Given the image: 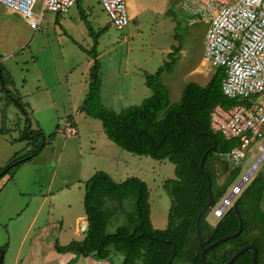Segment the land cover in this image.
I'll list each match as a JSON object with an SVG mask.
<instances>
[{
	"label": "rangeland",
	"instance_id": "374dc122",
	"mask_svg": "<svg viewBox=\"0 0 264 264\" xmlns=\"http://www.w3.org/2000/svg\"><path fill=\"white\" fill-rule=\"evenodd\" d=\"M125 1L130 22L122 30L109 24L106 14L94 0H82L78 6L72 7L60 18L62 25L53 23L57 19L55 14L45 13L35 32L17 15L9 20L12 28H0L1 64L5 74L12 80L9 90L19 98L28 113L31 130L43 132L46 138L55 134L38 156L19 164L12 174L0 178V247L4 248L5 256L12 257L16 253L22 232L49 193L54 199L45 201L37 223L50 220L59 226L58 221L64 220L68 237H72L75 218L84 214V183L94 171H111L118 162L121 163L118 157L124 159L120 155L126 152L106 138L99 121L85 115H75L71 111V103L76 101L72 98L69 100L67 96V79L76 87L80 86L83 79L88 82L84 70L92 49L100 56L98 59L105 87L116 93L124 88L120 79V84L117 83L115 72L119 71L126 78V73H134L133 68L136 66L154 74L158 68L167 65L160 74V80L168 90L171 103L179 101L183 87L188 82L204 86L215 72V68L204 62L202 56L207 25L201 22L190 25L191 16L181 9L174 8L172 14H162L158 8L164 0ZM40 9L41 0L35 5L34 12L38 13ZM82 15L86 17L89 27L81 19ZM103 29L104 32L100 34ZM97 35L96 41L94 37ZM137 49L142 52L140 56L136 53ZM132 61L140 65L130 63L126 68L127 63ZM167 63H172V67L169 68ZM69 67H74L71 76ZM138 74L142 76L144 73ZM136 80L140 81L139 78ZM43 84L51 90H44ZM81 97L84 99V95ZM112 110L119 113L122 108L115 106ZM73 116L78 123L77 135L65 137L62 129ZM25 120L26 117L0 90V131L3 130L0 133V168L6 167L15 153V159H21L35 151L37 146L34 144H42L37 141H15L25 128ZM262 142H254L246 158L239 164L226 157L221 158L224 165L220 163L217 167L218 184H222L228 175L223 166L229 170L240 167V175L235 181L237 183L260 157L261 152L257 151V147ZM58 154L61 155L57 161ZM152 162L145 169V174L151 177L150 209L155 215L159 211L167 215L170 199L161 181L173 177V165L169 162ZM255 177L264 180V158L251 180ZM63 178L69 185L67 190L63 188ZM153 179H156L155 183H152L155 181ZM62 192L71 193L68 198H63ZM111 206L109 202L108 207ZM261 209L264 212V197ZM132 212L133 200L128 198L109 219L106 233H114L125 224ZM209 221L215 225L212 216H209ZM112 256L110 261L119 264L118 256L115 255L113 259ZM4 262H7L6 257L3 258Z\"/></svg>",
	"mask_w": 264,
	"mask_h": 264
},
{
	"label": "trees",
	"instance_id": "16d2710c",
	"mask_svg": "<svg viewBox=\"0 0 264 264\" xmlns=\"http://www.w3.org/2000/svg\"><path fill=\"white\" fill-rule=\"evenodd\" d=\"M80 1L82 0H77L76 4ZM104 30L99 33L102 34ZM98 35L94 37L96 41L100 36ZM92 58L88 92L80 110L87 117L99 121L106 138L118 148L135 156L168 161L174 166L175 178L166 180L163 184L170 199L167 227L156 230L152 226L146 183L135 177L116 183L107 173L97 171L84 184L83 209L87 221L84 239L66 246L55 243L56 252L92 257L100 261H109L115 253L121 257V264H202L195 220L208 202V183L199 169L200 159L208 150L203 170L211 179L215 203L220 201L241 172L240 167L229 170L223 166L228 175L222 184H218L217 167L220 163L224 165L220 159L231 152L237 141L226 140L221 134L213 133L209 114L216 105L227 109L240 104L238 99H229L221 91L223 69L217 68L204 86L188 82L179 101L171 103L168 90L160 80V74L167 66L164 64L154 74H144L145 85L151 91V96L140 105L127 107L116 113L101 104V65L94 53ZM167 64L169 68L172 67V63ZM11 83L12 80L5 74L0 61V90L26 117L20 139L42 144H34L37 147L31 154L22 159H13L6 167L0 168V178L12 174L19 164L37 156L46 142L50 143L55 135L53 133L46 138L43 132L31 130L27 112L19 98L13 96L8 88ZM263 197L264 180L255 177L233 205L242 219L241 233L208 250L205 253L208 264L226 263L247 244L256 247L257 264H264ZM128 198L133 200V212L127 217L125 224L114 233L107 234L105 228L109 219L118 208H122L123 201ZM109 202L111 207H108ZM233 207L215 225L209 222L210 208L203 214L199 229L204 247L237 231L239 220ZM4 254V248L0 247V264H3ZM251 256V251H247L232 264H251Z\"/></svg>",
	"mask_w": 264,
	"mask_h": 264
},
{
	"label": "built area",
	"instance_id": "2783aa9c",
	"mask_svg": "<svg viewBox=\"0 0 264 264\" xmlns=\"http://www.w3.org/2000/svg\"><path fill=\"white\" fill-rule=\"evenodd\" d=\"M38 1L0 0V4L19 14L32 31H37L44 13L65 15L77 0H41L40 12L35 13ZM95 1L115 29L122 30L128 26L130 20L125 0ZM171 1L191 16L190 25L200 22L207 25L203 59L212 67L223 69V95L240 101V104L227 109L216 105L209 114L213 133L221 134L226 140L237 141L226 158L239 164L254 142L263 141L257 147L261 152L257 161L227 189L219 202L210 207L209 216L216 222L233 207L264 158V0ZM62 132L65 137L76 134L69 124Z\"/></svg>",
	"mask_w": 264,
	"mask_h": 264
},
{
	"label": "crops",
	"instance_id": "0c3cea01",
	"mask_svg": "<svg viewBox=\"0 0 264 264\" xmlns=\"http://www.w3.org/2000/svg\"><path fill=\"white\" fill-rule=\"evenodd\" d=\"M75 5L78 6V4H75ZM174 8L179 9V7L177 6V3H175L171 0H164L161 4L160 8H158V10H160V12L162 14H172L174 11ZM13 15H17L21 19H23L19 14L9 11L7 8H5L4 6H2L0 4V28H2V29L3 28L4 29L12 28L11 24L9 23V20L12 18ZM55 15H56L57 19L53 23H55V24L58 23L59 25H62L63 21L60 18L63 15H60V14H55ZM135 16H136V14H135ZM44 17H45V13L42 17V20ZM82 17H84L83 20L85 22L86 17L83 15H82ZM82 17H81V19H82ZM59 19H60V21H59ZM42 20H41V22H42ZM87 25L88 24L86 23V26ZM134 49H136V48H134ZM141 50H143V49L141 48ZM141 50L137 49V52L135 51L138 54V56H140V54L142 53ZM93 51H90V53H89L90 59L88 61H86V66H85V70H84V75H87L88 82L86 83L85 79H83L80 82L81 83L80 86L76 87L72 82L68 81L69 79H67V84L69 85L66 88L67 96L69 97V100H71V98H72V100L76 101L75 103H71L72 104L71 105V111H72V113H75V115H77V114L85 115L84 113L81 112L80 109L83 105V102L86 99L87 92H88L89 69L93 65L92 53H94L97 56V59H98V57H100L97 52H95V51L93 52ZM131 51L132 50L130 49V52ZM168 52L169 51H167V53ZM138 56L136 58H138ZM202 56H203V53H202ZM0 61H1V56H0ZM98 61H99V59H98ZM203 61L210 65V63L207 62L206 60L203 59ZM130 63H135V64L140 65V63H138V62L132 61V62L127 63L126 68L128 67V65ZM216 69L217 68H215V70ZM73 71H74V67L68 68L69 76L72 75ZM133 71H134V73H132L131 75H127V73H126V78L124 76H121L119 74V71H117L118 73L115 72V74H117V77H118L117 83H119V79H120L121 82L123 83V85H121V86L124 88L123 90L120 89V91H118L116 93L115 91H112V90L108 89L107 87H105V82L103 81V78L101 75V67H100V77H101V81H102V86H101V91H100V101H101V104L103 106H105L106 108H108L110 110H112V108H114L115 106H121V108L123 109V108H127L130 106L140 105L144 99L151 96V91L145 85L144 74H153V73H149L147 71H142V68L140 66L134 67ZM142 72L144 74H142V76H139L138 73H142ZM137 78H139L140 81L136 80ZM134 80H136V81H134ZM43 89L46 91L51 90L45 84H43ZM85 91H86V93H84ZM83 95H84V99H80V98H82L81 96H83ZM103 95H104V99H103ZM79 100H81V101H79ZM67 124H69L73 127V129L76 132L75 135H77L78 123L76 121L75 116H73V119L70 118V120ZM22 132H23V130H22ZM0 133H3V130H1ZM15 141H26V140H21L19 137ZM47 145H49V144L44 145V148L42 149V151L46 149L45 147ZM104 145L107 146L110 144H104ZM80 151L81 150H79V152ZM122 151H124V150H122ZM124 152H126V151H124ZM61 154H62V152H61ZM61 154H58L57 161L59 160ZM16 156H17V153H15L11 157V160L15 159ZM120 156H122L124 158V159H121L119 157L117 158V160H119L121 163L118 162L117 165H115V167H113V169L111 171L110 170H104L105 173H107L116 183L124 182L126 179L131 178V177L138 178L141 181H143L144 183H146L148 191H149L148 202H149V207H150L151 206V204H150V198H151L150 179H151V177L149 175L145 174V172H146L145 169L149 166V164L152 165V163H153L152 161H156V160H152V159H150L148 157H144V156H135V155H132L128 152H126L125 154L120 155ZM157 162L164 164L168 161H157ZM172 170H173V177L169 176L166 179H163V181H161L162 187H163V184L166 180H171V179L175 178L174 166L171 169V175H172ZM94 173H95V171L93 172V175H94ZM93 175H91V177ZM91 177H89V179ZM153 180H155V181H153L152 183H155L156 179H153ZM63 182L65 183L64 184L65 187H63V188L65 190H67V187L69 185H66V179L65 178H63ZM50 183H52V181H50ZM83 187H84V185H83ZM70 193L71 192H69L68 194H65L62 192L61 195L63 198H66V197L68 198L70 196ZM48 198L54 199V196H52V194L49 193L48 196L44 197V200H42V202L39 204V206L37 208L36 215L33 217L32 221L29 223V225L22 232V235L20 236V239H19V242L17 245L16 253L12 257H8V256L4 255L3 258H5V257L7 258V262L6 263L4 262V264H113L110 260L109 261H103V260L100 261V260H96L95 258H92V257H81V256L77 257L71 253L59 254L56 252V250L54 248L55 243H58V245H60V246H66L73 241H82L84 239L85 232L87 229V221H86L85 214L78 215L75 218V225L73 226V232L71 235L72 237H68L69 236V234H67L68 229H67V226H66V223L64 220L58 221L60 223L59 226L53 222H50V220L45 222V223L38 224L36 219H37L39 213L41 212V209L44 206L45 201ZM83 198H84V193H83V197H82V205H83ZM67 207H70V205L67 204ZM83 212H84V209H83ZM157 214L158 215H155L150 209V220H151L153 228L156 230L166 229L168 213H167V215H164L161 211H159ZM84 225H85V228H84V230H82V226H84ZM69 238H73V239H69ZM112 255H113L112 256V259H113V257L115 255L114 254H112ZM8 259H9V261H8ZM117 260H118L119 264H121V262H120L121 258L118 257Z\"/></svg>",
	"mask_w": 264,
	"mask_h": 264
},
{
	"label": "water",
	"instance_id": "95a60500",
	"mask_svg": "<svg viewBox=\"0 0 264 264\" xmlns=\"http://www.w3.org/2000/svg\"><path fill=\"white\" fill-rule=\"evenodd\" d=\"M208 150L205 151L200 159V162H199V169L200 171L205 175L206 179H207V183H208V202L207 204L205 205V207L201 210V212L198 214L196 220H195V228H196V238H197V242H198V246H199V258H200V261L202 264H208L207 261L205 260V253L230 240V239H234L236 238L237 236H239V234L241 233L242 231V219L240 217V215L237 213V209L235 207H233V209L235 210V212L237 213V216H238V220H239V225H238V229L235 233L233 234H228L224 237H222L221 239L211 243L210 245L204 247L202 245V240H201V234H200V229H199V222H200V219L201 217L203 216V214L210 208L212 207L214 204H215V201H214V198H213V195H212V192H211V179L209 177V175L203 170V162H204V159L205 157L207 156L208 154ZM85 228V225L82 226V230H84ZM247 251H251L252 253V256H251V264H257V249L254 245L252 244H247L245 246H243L242 248H240L235 254H233V256L224 264H232L239 256H241L243 253L247 252Z\"/></svg>",
	"mask_w": 264,
	"mask_h": 264
}]
</instances>
